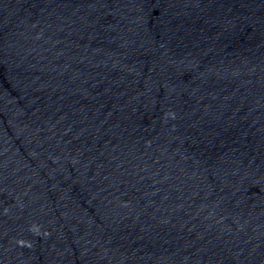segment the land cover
I'll use <instances>...</instances> for the list:
<instances>
[{"label": "water", "instance_id": "obj_1", "mask_svg": "<svg viewBox=\"0 0 264 264\" xmlns=\"http://www.w3.org/2000/svg\"><path fill=\"white\" fill-rule=\"evenodd\" d=\"M0 264H264V0H0Z\"/></svg>", "mask_w": 264, "mask_h": 264}]
</instances>
